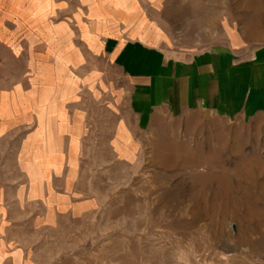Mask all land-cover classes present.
Returning a JSON list of instances; mask_svg holds the SVG:
<instances>
[{
  "label": "rangeland",
  "instance_id": "obj_1",
  "mask_svg": "<svg viewBox=\"0 0 264 264\" xmlns=\"http://www.w3.org/2000/svg\"><path fill=\"white\" fill-rule=\"evenodd\" d=\"M260 6L157 3L163 50L226 55L221 80L207 77L204 91L190 83L185 99L159 87L157 104L143 93L139 111L126 93L110 100L109 115L95 114L79 163L86 205L53 227H25L30 264H264V111L231 114L224 75L230 66L231 80L244 82L249 67L264 64ZM24 65L0 46V91L29 85Z\"/></svg>",
  "mask_w": 264,
  "mask_h": 264
},
{
  "label": "crops",
  "instance_id": "obj_2",
  "mask_svg": "<svg viewBox=\"0 0 264 264\" xmlns=\"http://www.w3.org/2000/svg\"><path fill=\"white\" fill-rule=\"evenodd\" d=\"M160 1L0 0V46L31 77L28 86L0 91V264H30L25 227H53L86 205L78 176L83 146L111 99L127 93L139 111L143 93L151 105L159 87L185 99L190 83L204 91L207 77L221 80L215 71L222 58L229 63L226 55L181 58L163 50ZM248 71L249 79L234 83L236 71L224 69L230 113L242 117L264 111V64ZM221 100L215 91L212 103Z\"/></svg>",
  "mask_w": 264,
  "mask_h": 264
},
{
  "label": "bare ground",
  "instance_id": "obj_3",
  "mask_svg": "<svg viewBox=\"0 0 264 264\" xmlns=\"http://www.w3.org/2000/svg\"><path fill=\"white\" fill-rule=\"evenodd\" d=\"M253 4H254V5H258V4H259V5H261L262 7H264V0H253ZM261 6H260V7H261ZM262 7H261V8H262Z\"/></svg>",
  "mask_w": 264,
  "mask_h": 264
}]
</instances>
